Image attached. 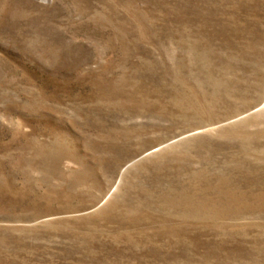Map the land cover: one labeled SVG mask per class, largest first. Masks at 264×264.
<instances>
[{
    "label": "rangeland",
    "instance_id": "374dc122",
    "mask_svg": "<svg viewBox=\"0 0 264 264\" xmlns=\"http://www.w3.org/2000/svg\"><path fill=\"white\" fill-rule=\"evenodd\" d=\"M264 0H0V264H264Z\"/></svg>",
    "mask_w": 264,
    "mask_h": 264
},
{
    "label": "bare ground",
    "instance_id": "6f19581e",
    "mask_svg": "<svg viewBox=\"0 0 264 264\" xmlns=\"http://www.w3.org/2000/svg\"><path fill=\"white\" fill-rule=\"evenodd\" d=\"M264 105V104H263Z\"/></svg>",
    "mask_w": 264,
    "mask_h": 264
}]
</instances>
